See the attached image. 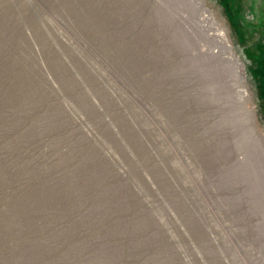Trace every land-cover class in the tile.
I'll return each mask as SVG.
<instances>
[{
    "label": "rangeland",
    "instance_id": "obj_1",
    "mask_svg": "<svg viewBox=\"0 0 264 264\" xmlns=\"http://www.w3.org/2000/svg\"><path fill=\"white\" fill-rule=\"evenodd\" d=\"M0 264H264V0H0Z\"/></svg>",
    "mask_w": 264,
    "mask_h": 264
},
{
    "label": "trees",
    "instance_id": "obj_2",
    "mask_svg": "<svg viewBox=\"0 0 264 264\" xmlns=\"http://www.w3.org/2000/svg\"><path fill=\"white\" fill-rule=\"evenodd\" d=\"M89 202L91 201V199L88 200Z\"/></svg>",
    "mask_w": 264,
    "mask_h": 264
}]
</instances>
